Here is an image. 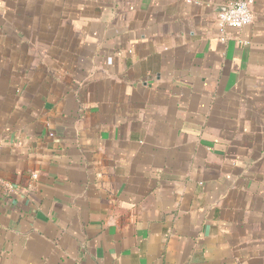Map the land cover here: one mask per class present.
Segmentation results:
<instances>
[{
	"label": "crops",
	"instance_id": "0c3cea01",
	"mask_svg": "<svg viewBox=\"0 0 264 264\" xmlns=\"http://www.w3.org/2000/svg\"><path fill=\"white\" fill-rule=\"evenodd\" d=\"M0 0V264H264V0Z\"/></svg>",
	"mask_w": 264,
	"mask_h": 264
},
{
	"label": "built area",
	"instance_id": "2783aa9c",
	"mask_svg": "<svg viewBox=\"0 0 264 264\" xmlns=\"http://www.w3.org/2000/svg\"><path fill=\"white\" fill-rule=\"evenodd\" d=\"M254 0H235L219 15L221 31L242 29L253 22Z\"/></svg>",
	"mask_w": 264,
	"mask_h": 264
}]
</instances>
